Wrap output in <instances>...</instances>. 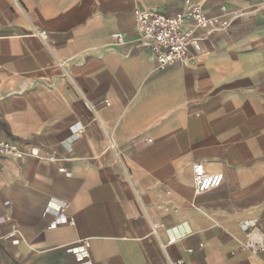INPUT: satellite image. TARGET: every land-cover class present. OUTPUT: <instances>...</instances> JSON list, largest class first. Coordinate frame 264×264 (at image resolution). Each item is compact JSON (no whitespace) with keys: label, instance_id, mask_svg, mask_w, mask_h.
<instances>
[{"label":"crops","instance_id":"0c3cea01","mask_svg":"<svg viewBox=\"0 0 264 264\" xmlns=\"http://www.w3.org/2000/svg\"><path fill=\"white\" fill-rule=\"evenodd\" d=\"M189 1L231 25L159 68L133 11L185 0H0V264H264V0Z\"/></svg>","mask_w":264,"mask_h":264},{"label":"built area","instance_id":"2783aa9c","mask_svg":"<svg viewBox=\"0 0 264 264\" xmlns=\"http://www.w3.org/2000/svg\"><path fill=\"white\" fill-rule=\"evenodd\" d=\"M137 38L131 43L140 49L148 51L156 60L159 68L167 66L179 67L188 63L192 57L189 48L199 49L208 37L220 29H227L231 23L220 22L216 16L204 12L202 7L185 0V8L175 13H162L153 8L135 9L133 11ZM235 18L241 17V10L234 12ZM41 38L45 33L40 32ZM112 42L117 46H124L128 42L123 33L115 32L111 36ZM85 104L92 113V118L97 119V111L93 105L85 100ZM79 132L75 137L79 136ZM0 155L22 159L26 154L13 140L0 141ZM193 181L197 193H203L218 187L223 174L207 173L201 163L193 165ZM169 239L167 243H172ZM88 242H83V247L76 253L78 260L87 257ZM164 244L160 247L164 249ZM254 248V247H253ZM179 264L183 261L179 260Z\"/></svg>","mask_w":264,"mask_h":264}]
</instances>
